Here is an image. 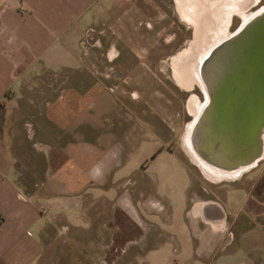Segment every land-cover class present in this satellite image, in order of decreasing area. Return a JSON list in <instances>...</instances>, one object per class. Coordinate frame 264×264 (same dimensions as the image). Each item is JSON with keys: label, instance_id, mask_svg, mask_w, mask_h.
<instances>
[{"label": "rangeland", "instance_id": "1", "mask_svg": "<svg viewBox=\"0 0 264 264\" xmlns=\"http://www.w3.org/2000/svg\"><path fill=\"white\" fill-rule=\"evenodd\" d=\"M229 3L236 10H229L224 21L227 33L241 24L242 12H254L264 0H253L243 8L236 1ZM187 7L191 13L192 5L182 8ZM192 33V25L175 0H113L96 9L81 38L82 67L25 71L17 99L8 103V116L0 110V124L11 135L21 189L28 195H45L49 192L45 182L51 177L64 182L70 178L69 183L75 184L81 176L76 158L82 151L75 148L67 153L60 146L68 140L99 137L93 130L100 125V132H104L101 138L122 147L123 165L117 174L122 178V195L130 199L143 192L145 200L161 205V209L148 212L140 200L136 201L149 240L154 241L151 223L177 231L179 224L194 223L186 213L191 197L211 196L213 192L225 195L233 180L249 184L264 173L263 158L234 179L212 180L183 150L187 125L205 101L199 78V84L190 80L191 64L223 36L214 33L205 40L203 37L195 53L193 50L187 60L175 62L173 58L186 47ZM176 63L190 89L178 83ZM85 125L93 129L87 133ZM87 210L93 217L90 226L65 225L64 220L49 222L37 264H193L195 260L193 245L187 247L181 240L179 244L164 241L159 251L146 249L142 230L108 198ZM238 237L241 243L242 236Z\"/></svg>", "mask_w": 264, "mask_h": 264}, {"label": "crops", "instance_id": "2", "mask_svg": "<svg viewBox=\"0 0 264 264\" xmlns=\"http://www.w3.org/2000/svg\"><path fill=\"white\" fill-rule=\"evenodd\" d=\"M1 1L0 110L8 116V103L17 99L25 71L58 72L83 66L81 38L96 9L113 0ZM2 117L3 123L4 114ZM95 128L93 132L99 137L68 140L60 146L67 153L75 148L82 151L76 158L81 168L80 179L73 184L69 183L70 178L64 182L51 177L45 182L49 192L32 196L18 183L11 135L0 124V264H37L49 222L64 220L65 225L90 226L93 217L87 207L107 198L115 209L123 210L136 222L146 249L153 247L151 251H159L166 244L164 241L179 244L181 240L187 247L193 245V264L196 261L197 264H264V173H259L249 184L242 180L236 184L237 180H233L225 195L213 192L211 196L191 197L186 213L194 223L179 224L176 228L180 231L151 223L152 241L136 201L140 200V206L148 212L161 209L160 203L145 200L143 192L130 199L122 195L119 183L122 178L117 177L123 165L121 144L106 142L100 136L104 133L100 132V125ZM83 129L89 133L93 128L85 125ZM256 186L259 189L255 190ZM237 233L242 236L241 243Z\"/></svg>", "mask_w": 264, "mask_h": 264}, {"label": "water", "instance_id": "3", "mask_svg": "<svg viewBox=\"0 0 264 264\" xmlns=\"http://www.w3.org/2000/svg\"><path fill=\"white\" fill-rule=\"evenodd\" d=\"M205 101L188 139L198 160L221 173L264 158V5L199 59Z\"/></svg>", "mask_w": 264, "mask_h": 264}, {"label": "bare ground", "instance_id": "4", "mask_svg": "<svg viewBox=\"0 0 264 264\" xmlns=\"http://www.w3.org/2000/svg\"><path fill=\"white\" fill-rule=\"evenodd\" d=\"M231 1H236L237 2V4H238V6H240L241 8H243V7H246L247 6V4L248 3H251L253 0H244V3H243V1L242 0H216V1H214L213 3H212V6H210V7H207L209 10H214V12H213V14H212V12L211 13H208V14H205L204 12L203 13H201L199 16H200V18H199V29H198V33H197V35H196V38L194 39V41L191 43V45H190V49L187 51V54H186V56H185V58H184V60L186 59L187 60V58H188V56L189 55H191L192 54V51L193 50H195V51H193L194 53L196 52V48H195V46L197 45V44H199V43H201V39L203 38V40H205V38H207L208 37V35H214V33H216L217 35H220V34H222L223 36H221L222 38H224V37H226V36H228L230 33L228 32H225L226 31V27H224V28H222V29H220V28H217V26L215 27V20H216V18H215V13H216V11L218 10V12L219 11H221L220 12V19L222 20V17L224 16L225 17V15H226V11H227V9H231V10H236L235 9V7H230V3L229 2H231ZM249 5V4H248ZM195 9V5L194 4H192V10H194ZM204 10V9H203ZM195 11V10H194ZM243 10H241V12H242ZM208 12H210V11H208ZM238 12H240V11H238ZM253 13V12H252ZM252 13H247V14H245V13H241L242 14V21L243 20H245L249 15H251ZM193 14H195V12H193L192 13V15ZM226 26V25H225ZM222 38H220V39H222ZM220 39H218L217 40V42L220 40ZM215 44V43H214ZM213 44V45H214ZM212 46V45H211ZM199 57V56H198ZM197 57V58H198ZM194 64H195V60H194V62H192V64H191V67L192 68H194V69H190L189 70V73H190V76H189V73H188V76L191 78L190 80H191V82L194 84V83H198L199 84V82H200V80H199V82H198V80H197V78H198V72H197V64H198V62L195 64V67H194ZM180 72H183L182 71V68H180ZM181 74H183V73H181ZM187 88L188 89H190L191 88V86H189L188 87V85H187ZM200 104V103H199ZM202 106V103L199 105V107H198V109L196 108V113H195V117H196V115H197V113H198V111H199V109H200V107ZM192 124H193V121H191L188 125H187V128H186V132H185V135L183 136V138H182V147H183V150L185 151V153L188 155V157L190 158V160L192 161V162H194L195 164H197L198 166H199V168L201 169V171L208 177V178H210V179H212V180H216V181H218V180H230V179H234V178H236L239 174H240V172H234V173H228V174H225V173H221V172H218V171H216V170H214V169H212V168H209V167H207L206 165H204L203 163H201L199 160H198V158H196V156L194 155V153H193V151H192V149H191V146H190V144H189V139H188V135H189V131H190V129H191V126H192Z\"/></svg>", "mask_w": 264, "mask_h": 264}, {"label": "flooded vegetation", "instance_id": "5", "mask_svg": "<svg viewBox=\"0 0 264 264\" xmlns=\"http://www.w3.org/2000/svg\"><path fill=\"white\" fill-rule=\"evenodd\" d=\"M214 1H216V0H191V2L187 4L186 0H175V2L177 3L182 15L186 17V19L189 21V23L193 27L192 39L189 41V43L186 45V47L183 48L180 52H178L177 55L173 58V60L175 62H176V60H178V62H181L182 60L184 61V58L187 54V51L190 49V45L194 41V39L196 38V35L198 33L199 24H200L199 23V18H200L199 15L203 12L205 14L212 12V14H213L214 10H212V9L209 10L207 7L212 6V3ZM192 4L195 5V9H194L195 11L192 10L191 13H190V9L188 7L182 8L185 5L190 6ZM229 10H231V9H227V11L225 12L226 15H225V17L224 16L222 17V20L220 19V12L221 11H219V12H218V10L216 11V13H215V18H216L215 27L217 26V28H220V29L225 27L224 21H226V19H227ZM208 11H210V12H208ZM193 12H195V14L192 15ZM176 64L177 65L175 66V73L178 75L177 81L179 84H181L182 87H184L185 89H188L187 84L184 83V81H183L182 74L180 72V67H178V63H176Z\"/></svg>", "mask_w": 264, "mask_h": 264}]
</instances>
